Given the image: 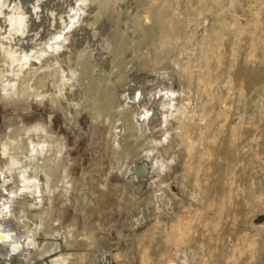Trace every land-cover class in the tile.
<instances>
[{"label": "rangeland", "instance_id": "374dc122", "mask_svg": "<svg viewBox=\"0 0 264 264\" xmlns=\"http://www.w3.org/2000/svg\"><path fill=\"white\" fill-rule=\"evenodd\" d=\"M3 1L0 0V3L2 4ZM31 1L5 0L3 6L0 4L2 6H0V24L3 23L2 25L5 26V23H8L11 11H22L20 13H24L23 16L29 14L27 16L28 19L34 17V20L36 19L35 21H37L39 17L37 15L34 16L33 13L38 10L42 18H47L46 21H49V25L52 22L57 23L60 19L56 18V20H53L52 17L57 16L55 15V11L63 8L61 5L64 1L67 3L66 5L64 4L67 8L63 10L65 11V17L72 14L71 16H76L75 19L77 21L83 19L81 22H85L84 18L86 20V17L88 18L87 14L91 11L88 1L85 2L86 4L88 2V6L85 4L86 7L84 6V10L81 11L77 7L79 0ZM148 1H153L159 5L156 8L155 19L152 18L147 22L144 19V15ZM70 2L72 4H69ZM140 2L139 0L104 1L102 6H107H104L103 9L106 7V13H109L106 16H110L108 20V17L104 20L103 27H100V24L94 26L98 28V34L95 30L94 32L88 33L86 37L81 38V34L74 33V36L72 34L71 37L72 42L70 43L69 41L68 47L63 48L62 51L64 53L61 52L63 53L61 56L64 57L67 51H71L73 52L71 54H74L71 60L63 64V66L65 65L66 74H68L69 66L77 64L72 67L75 66L74 68L79 77L82 65L85 63L88 64V72L91 75V79H85V82H89L88 85L91 90L88 88V91H85L87 92L85 95L83 94L81 96V93L75 89L77 87L74 86L67 95V99L70 102L63 97L64 100L62 99V101L64 104H58L57 106V104L51 101L40 100L39 98L32 99L30 97L22 99L5 97L2 95L3 91H1L0 142L5 141L7 135H25L26 127H33L40 123L46 128L51 138L56 139L58 143L63 145L62 153L60 154V157L63 158H59L62 160L59 162L58 166L60 167L59 169L57 167V174L54 180L57 189L54 195L51 196V202L48 199L47 193L43 197H39L37 193L34 195L24 193L19 196L18 194L22 193V182L19 181L21 178L18 181L16 180L17 172L15 173L14 181L7 184L6 189L2 188V179H0V210L2 209L3 201L9 199L11 194L17 196L14 201V217L19 218L22 216L21 219L26 224L25 227L22 223L16 221L15 223L19 227V230L22 233L26 231L37 233L36 241L38 242V249H49L45 257L34 255V253L30 258L16 256L14 260H11L12 264H52L51 260L58 256L59 251L71 256L69 264H143L141 258L142 249L149 250L153 256L152 258L157 259L158 246L160 245V236L162 234L161 225L157 222L156 213L159 207L154 195L160 191L157 187L156 189L155 186H150L147 182L141 183L140 180L134 179L133 173L126 170V167L133 162L135 157L144 152L149 153L151 150L149 153L151 155L149 158L151 166L156 161L164 164L160 170L161 177L167 183L170 195H172L174 200L176 199V210L180 209L178 206L179 199L184 198L185 204L189 205L191 193L194 195L197 194L194 179L185 170V162L190 160L188 156L190 147H188L183 138L176 132V121L169 118L167 119L168 121H165L164 114L162 118L160 117L162 121L158 120L159 122H156V127L154 126L155 129L151 131L152 133L150 135H148L149 132L142 134V132L140 133V131L133 128H126V130V123L133 124L136 122V119H133L134 114L131 113V108H127V118L122 121L118 128H111L109 127V120L105 117L104 111L98 108L99 102L103 98L102 92L100 91H103L106 87H110L112 90L109 112L111 115H115L122 111V96L127 92L131 82L133 83L135 81L134 83H137L140 80H144L149 82L148 85H163L162 92L156 98V102L163 99V103L166 100V103L170 107L174 103L176 106L183 104L188 107L190 115L192 116L190 120L191 128L189 129L192 133L194 132L193 134L197 138L201 132L206 130L205 126L209 122L206 117L208 119L210 117L215 118L218 122L227 117L228 119L230 118L229 121L232 122V125L247 126L246 123L249 120L252 122L253 119L257 118L263 109L264 79L257 81L253 86H248L237 76L235 77L232 69L246 64L248 66L254 65L264 73V0H189L190 4L188 1L183 0L177 8L179 15L172 8L170 0L167 2L168 4L166 2L164 3L163 0H140ZM54 4L56 7H54ZM188 5H190L189 8ZM69 7L70 10H73L70 11ZM1 10L6 15L3 16ZM24 10L27 11V14ZM107 10L113 11L110 13ZM135 14H137L136 17ZM7 15L9 16L7 17ZM180 18L183 21H179ZM137 19H140V21ZM142 22L147 25L155 24L156 31L154 34L159 37L161 35V37L159 38L153 34L149 36L144 35L146 38L143 37L142 32L137 31L139 30V24ZM182 22L184 24L182 26L185 28H182ZM64 29L66 32L72 30L69 27ZM39 32L45 33L42 29ZM80 32L82 33V31ZM154 36L156 38H153ZM74 37L75 40L73 41ZM22 38L24 39L17 40V43L21 42L18 43L20 45L15 44V40L11 43L15 47L18 46L17 48L21 47L23 49L31 45L26 42L27 40L28 42L32 41L34 43L39 41V37L35 36L33 38V35H24ZM105 43L110 48L109 53L103 48L106 46ZM71 46L75 47L72 48ZM69 47L71 50H69ZM25 49L28 50L29 48ZM253 55L255 57H252ZM73 56L75 57L73 58ZM216 57L222 62H218ZM2 58L0 54V64L3 63ZM249 59H252L251 61L253 62H248L249 64L244 62L249 61ZM69 62L73 63L69 64ZM32 64L37 65V61H33ZM185 67L191 71L189 72ZM188 73L192 74L191 79L188 78ZM213 73L217 74L214 75ZM77 75L74 76V83L77 80L79 81ZM221 75L224 76L222 77ZM231 77L234 78L229 81ZM218 79L220 81L222 80V82L220 83ZM232 80H234V83ZM112 88L115 89L113 90ZM169 89L173 90L170 97H173L175 94L173 97L174 101L166 97L168 95L165 92L167 90L169 91ZM77 97L78 99H76ZM238 99L239 103H237ZM66 101L70 104H67ZM171 108L173 109V107ZM98 112L99 114L101 112V114H97ZM248 117H250L249 120ZM196 123L197 125H195ZM164 126L165 128L168 126L170 129H168L169 133L164 132ZM201 129L204 130L202 131ZM112 132L115 134H111ZM129 152L131 154H128ZM194 168L195 164L191 166V170L193 171ZM4 172H6V175L12 174L11 170L6 168L4 159L0 155V173ZM159 177L160 175H156L155 179ZM256 180L258 181V179ZM248 186L251 189L254 187L252 182H249ZM249 193H244V195L242 193L243 197L240 195L238 199H245L244 197L246 199L249 198L254 203L253 209H258V203L254 202L255 200ZM185 194L187 195L185 196ZM258 213V215L264 218V212ZM250 217L249 215L245 223L240 222L237 224L236 222V224H233L232 215L229 216L230 220L227 218V222L225 221L221 226L219 225V229H223L222 242L227 253L230 254V259H232V252L228 250V245H231L232 242H229L230 239L228 237L230 236L229 238H231V235L238 234V241L245 249L244 255H241L242 259L239 264H254L253 262L247 263L246 259L248 258L250 260V255L246 250L255 251V256L258 258L255 264H264V219L258 223V225L262 224L261 226L254 227L250 222ZM161 218L164 221L166 220L163 217ZM212 218H210V221H215V217ZM166 221L170 224L171 218H168ZM232 230L236 231L234 232ZM239 235L242 237L240 238ZM224 238L227 241V245L225 244ZM55 246H59L60 250L55 249ZM247 247L251 248L249 249ZM197 258V263L195 264H203L201 263L202 257L197 256ZM209 259L211 260V258ZM0 260L2 261L1 258ZM1 261L0 264H4V261ZM149 262V264H157L151 261Z\"/></svg>", "mask_w": 264, "mask_h": 264}, {"label": "bare ground", "instance_id": "6f19581e", "mask_svg": "<svg viewBox=\"0 0 264 264\" xmlns=\"http://www.w3.org/2000/svg\"><path fill=\"white\" fill-rule=\"evenodd\" d=\"M86 1L89 2V5H90L89 8L91 11L87 14L88 18L85 16L86 17V20L84 18L85 22H81L83 19L81 21H80V19L77 21L75 19L76 16H71L72 14L65 17V15H64L65 11H63V10H64V8H67L65 6L67 4L66 1L62 2L63 4L60 2L62 4L61 6H63V8L60 7L61 9H59L58 11H55L56 9L54 10L56 12L55 15H57V16L52 17L53 20L54 19L56 20V18H59L60 21L59 22L57 21V23L52 22L51 25H49V21L48 22L46 21L47 18L45 19V18H42L40 16L39 10L33 13V15L34 16L37 15L39 17V19L37 21H35L36 19L34 20V17H33L32 18L33 21H32V19L30 17L29 18L31 20L28 19L27 16L29 14H27V11L24 10L26 12L27 16H23L24 13H20L22 11L15 12V11H11L9 9L11 12L9 14L10 17L8 19V23H5L6 24V25L4 24L5 26L2 25L3 24L2 22H1L2 24H0V54L3 57L2 58L3 63L0 64V95H1V91H3L2 95L5 97L22 98V99H27L30 97L32 99L39 98L40 100L51 101V102L57 104V106H58V104H64V102L62 101L63 97H65V100L69 101L67 99V95L71 92L70 90H72L71 88L72 87L74 88V86L77 87L75 89L81 93V96H83V94L85 95V93H87L85 91H88V88H89L88 83L89 82L86 83L85 79H91L90 78L91 75L88 72V66H87L88 64L84 62L85 64L82 65L81 71L79 72L80 73L79 77H78L76 70L74 68L75 66L72 67L73 65H77V64H72V66H69L68 74H66L65 68H64L65 65L63 66V64L66 61L71 60L72 55H74V54H71V53H73L71 51H67L68 53L66 52L67 54L65 53L66 55L64 54V57L61 56L64 53L62 51L63 48L68 47L69 41H70V43L72 42V40H71L72 34L74 36V33H78V35L81 34V38H84V37H86V35L88 33H91L92 31L94 32L95 30L96 31L98 30L97 27H94V26H96V24H98V25L100 24V27H103V24L105 23L104 20L106 19V17H108L107 20L109 19L110 15L106 16L109 14V13L108 14L106 13V7L104 8L105 10L103 9V7L107 6V5L102 6L103 5L102 3L104 1L108 2V0H79L78 3L76 1L77 5H78L77 7L79 8L80 11L84 10V6L86 4L85 3ZM168 1L169 0H163L164 3L165 2L167 3ZM170 1H171V3L170 2L169 3L171 4L172 8L179 15L177 8H178L179 3H181V1H183V0H170ZM186 1H188V3H189V0H186ZM3 2H2V4L0 3L2 6L4 5ZM35 2H37V1H35ZM38 2H39V0H38ZM88 2H87V4H88ZM139 2H140V0H139ZM200 2L203 3L202 1H200ZM8 3H10V2L8 1ZM18 3H21V2H18ZM7 4H6V6H7ZM15 4H16V2H15ZM69 4H72V3L70 2ZM147 4L148 5L145 9L144 19H145V21L147 20V22H148L152 18L155 17L156 11H157L156 8L158 7L159 4H157L153 1H151V2L148 1ZM21 5H23V4H21ZM25 5H26V3H25ZM56 5H58V4H56ZM184 5H185V3H184ZM46 6H47V4H46ZM189 6L190 5H188V8H189ZM1 7H0V9H1ZM17 7H16V10H17ZM31 7H29V8H31ZM54 7H56L55 4H54ZM70 7H69V10H70ZM94 7H95V9H94ZM24 8H26V7H24ZM31 10H32V8H31ZM72 10H70V11H72ZM87 10H89V9H87ZM192 10H194V9H192ZM112 11H108V12L111 13ZM141 11H142V8H141ZM30 12H33V11H30ZM2 13H3V16L6 15V13L4 14L3 11H2ZM44 13H46V12H44ZM82 13H83V11H82ZM51 14H53V13H51ZM78 14H79V12H78ZM184 14H185V11H184ZM9 15H7V17ZM44 15H46V14H44ZM136 15L137 14H135V17H136ZM158 15H160V14H158ZM166 16L169 17L168 15H166ZM175 16H177V15H175ZM31 17H32V15H31ZM140 17H137V18H140ZM183 17H185V16H183ZM81 18H83V17H81ZM162 18H164V17H162ZM144 19H143V21H144ZM154 19H153V21H154ZM181 19L182 18H180L179 21ZM5 20H7V19H5ZM50 20H51V18H50ZM137 20L140 21V19H137ZM181 21H183V20H181ZM155 23H157V21H155ZM77 24H79V25H77ZM182 24H183V22L181 23V26H182ZM159 26H160V24H159ZM183 26H184V24H183ZM183 26H182V28H185ZM68 27L71 28L72 30L70 29L71 30L70 32L64 31V30H66L64 28H68ZM167 27H169V26H167ZM189 27H190V25H189ZM138 28H139V30H137V31H141L142 33L141 32L140 33L143 34V37L149 36L151 34L155 35L154 34V32L156 31L155 24L147 25V24L142 22L139 24ZM163 28H165V27H163ZM40 29H42L43 32H45V33H40L39 32ZM159 29H160V27H159ZM191 29H192V27H191ZM80 31H82V33ZM166 33H167V29H166ZM97 34H98V31H97ZM168 34H167V36H168ZM24 35H26V36L33 35V38L35 36L36 37L38 36L39 41L37 43H34L32 41L28 42V40H27L26 42L31 44L29 47L28 46L25 47V48H29L28 50H26L25 48L22 49L21 47L17 48L18 47L17 45H20L18 43H21V42L17 43V40L20 41L19 39H21V40L24 39V38H22ZM155 36H158V35H155ZM155 36L153 38H156ZM75 37H74L73 41L75 40ZM160 37H161V35H160ZM234 39H235V37H234ZM14 40L16 41L15 44H17L16 45L17 47H15L11 43ZM228 41H229V38H228ZM141 42H143V41H141ZM144 42H145V40H144ZM223 43H225V42H223ZM23 44L25 45L24 42H23ZM29 44H27V45H29ZM77 44H79V43L77 42ZM162 44L164 45V43H162ZM72 45H73V43H72ZM235 46H236V44H235ZM239 46H240V44H239ZM74 47H72V48H74ZM188 47H190V46H188ZM76 48H77V46H76ZM103 48L105 51L107 50V52L109 53L110 48L107 46V44ZM167 48H169V47H167ZM118 49H119V47H118ZM189 49H191V48H189ZM69 50H71V48ZM165 51H167V50H165ZM233 51H232V53H233ZM61 52H63V53H61ZM111 52H112V50H111ZM205 52H206V50H205ZM252 54H254V53H252ZM238 55H239V52H238ZM222 56H223V54H222ZM246 56H247V54H246ZM74 57L75 56H73V58ZM252 57H255V55H253ZM216 58H217L218 62H222V61H219L218 57H216ZM232 58H234V57H232ZM238 59H240V58H238ZM244 59L247 60L245 57H244ZM251 60L249 59V61H244V62L245 63L247 62V64H249L248 62H250V63L253 62ZM33 61L34 62L37 61V65L32 64ZM74 61H76V60H74ZM0 62H1V60H0ZM70 63H73V62H69V64ZM231 63H234V62H231ZM259 66L261 67L260 64H259ZM186 68L187 67H185V69ZM210 68H211V66H210ZM216 68H218V67H216ZM77 70H78V68H77ZM209 70H211V69H209ZM219 70L221 71V69H219ZM190 71L191 70H189V72ZM184 73H185V71H184ZM232 73L235 75V77L237 76L239 79H241L243 82H245L248 86H253L257 81L264 79V73H262L254 65L253 66H248L246 64L240 65V66L232 69ZM197 74H199V73H197ZM216 74H214V75H216ZM76 75H77V78L79 79V81L77 80L78 83H77V81L74 83V76H76ZM180 75H182V74H180ZM191 75L192 74L188 73V75H187L188 78L191 79L192 78ZM221 76L223 77L224 75H221ZM208 78H209V76H208ZM208 78H206V79H208ZM232 78H234V77H231L230 80L229 79L228 80L231 81ZM202 79H204V78H202ZM202 79H201V81H202ZM90 81H92V80H90ZM197 81H199V80H197ZM206 81H205V83H206ZM209 81H210V79H209ZM233 81L234 80H232V82ZM134 82L130 83V85L128 86L127 92L125 94H123L122 104L118 102L122 106V111L119 113H116L115 115H111L109 112L110 98H111L110 96L112 95V90L110 89V87H108V88L106 87L105 89H103V87H101L103 89V91H100V92H102L103 98H102V101L99 102L98 108L101 109L102 111H104L105 117H107L109 120V122H108L109 127L115 128V129H116V127L118 128V126L122 123V121L127 118V113H126L127 108L128 109L131 108V113L134 114L133 119H136L135 120L136 122L133 124H127L126 123L125 129L126 128H133L137 131H140V133L142 132V134L149 132L148 135H150V133H152L151 131L155 129L154 126L156 125V122L158 120L162 121V120H160V117L162 118V116L164 114H165L164 115L165 121H168L167 120L168 118L175 120L176 124H177V127H176L177 131L176 132L178 133V135H180L183 138L184 142H186L188 147H190V151L188 154L190 160H187L185 162V168H186L185 170H187L186 173L189 174V176L193 177L194 186L197 188V194H195V195L193 193H191L189 190V192L191 193L190 199H189L190 200L189 205L185 204L184 198L179 199L180 202L179 203L177 202V203H178V206L180 209L176 210L175 209V207H177L175 205L176 199L174 200L172 195H170L169 190L167 188L168 185H167V183H165V181L161 177L162 175L160 173V170L162 169V165H164V164L159 163V161H156V163L154 165H152V166L150 165L151 161L149 158L151 155L149 153L151 150L150 151L148 150L149 153L148 152H144V153L141 152L143 154H140L139 156L135 157L133 162L130 163V165L126 167L127 171H131L133 173L134 179L140 180L141 183L147 182L150 186H153V187L155 186V188L157 187L158 190L160 191L159 193L154 195L156 198V202L158 203V207H159V208L157 207L159 210L156 214H157V222H158V224L161 225V234H162L160 236V243H159L160 245L158 246L159 250H158V254H157V259L152 258L153 256L149 250L142 249L141 258H142L143 264H149L150 263L149 261L157 263V264H195V263H197L196 262L197 256L202 257L201 263H203V264H239L241 259H242L241 255L242 254L244 255L245 249L243 248V246L240 245V242L238 241L239 240V238L237 236L238 234L236 235L234 233L235 234L234 236L231 235V238H229L230 236L228 237V239H230L229 242H232L231 245H228V248H229L228 250L232 252V256H233V258L230 259V254L227 253V250L225 249L224 243L222 242L223 241V229L221 230V229H219V227L221 226V224L223 222L226 221L227 218L229 219V216H231V215L233 218L232 219L233 224H236V222H237V224H239L240 222L245 223L248 216L250 215L251 216L250 222H251L252 226L258 227V226L262 225V224L258 225V223H260L262 221V219H264V218H262L260 215H258L259 214L258 212H264V106H263V109L261 110L260 115H258L257 118L253 119L252 122L249 120L250 117H248L249 121L247 120L248 122L247 123L245 122L247 124V126L246 125H240L239 126V125H234V124L232 125L231 124L232 122L229 121L230 118L228 119L227 117L222 119V120H219V122L216 121L215 118L210 117V119H208L206 117V119L209 121L207 123V125L205 126L206 130H204L205 128L202 124V126L204 128L203 129L204 132L200 131L201 132L200 136H198V138H197L196 135L193 134L194 132L192 133L189 129V128H191L190 127V120H191L192 116L190 115V111H189L188 107L184 106L183 104L176 106V104L173 102L174 104L171 106V107H173V109H172L169 106V104L166 103V100H164V103H163L162 98H161L162 99L161 101L159 100L158 102H156V98H158L159 94L162 92L163 85H160V84H157L160 86L148 85L149 82L144 81V80H140L137 83H134ZM221 82H222V80L220 81V83ZM196 83H198V82H196ZM217 83H218V81H217ZM226 85H227V83H226ZM76 90H74V91H76ZM235 90H237V89H235ZM238 90H240V89L238 88ZM229 91H230V89H229ZM165 93H167V95H168V96H166L167 98L169 97V98L173 99V97L175 96V94H174L173 97H170L171 94L173 93L172 89L171 90L169 89V91L167 90V92H165ZM115 94H116V92H115ZM184 94H185V92H184ZM210 94L212 95V93H210ZM75 95H76V93H75ZM113 96H114V93H113ZM113 96H112V98H113ZM214 96H215V94H214ZM239 96H240V94H239ZM175 98H177V97H175ZM244 98L246 99V97H244ZM73 99H74V96H73ZM73 99H72V101H73ZM76 99H78V97ZM217 99H218V97H217ZM67 101H66V103H67ZM173 101H174V99H173ZM69 102L67 104H70ZM160 102H162V103L160 104ZM232 102L234 103L233 100H232ZM237 103H239V99H238ZM227 108H229V107H227ZM97 111H98V109H97ZM101 112H100V114H101ZM97 114H99V112ZM254 115H255V113H254ZM233 121H235V120H233ZM132 122H130V123H132ZM195 125H197V123ZM168 126H166V128L164 126V128H165L164 132H166V133L170 130L168 128ZM115 129H113V130H115ZM135 130H132V131H135ZM113 133L114 132H112L111 134H113ZM0 146H1L0 155L4 159L5 166H6V168L10 169L12 172L11 175H6L5 174L6 172L0 173V179H2V188H5L7 184H9L11 181H14V176H15V173L17 172L16 180L18 181V179L21 178V180L19 179V181L22 182V187H21L22 193H19L18 194L19 196H21L24 193L32 194V195L37 193L39 195V197H43V195H45L47 193L48 199L51 202L52 201L51 196L54 195L55 190L57 189L55 187L54 180H55V177L57 174V167L59 169L60 166H58V165H59L60 160H62L59 158H63V157H60V154L62 153L63 145L58 143L56 139L51 138L48 135L46 128L42 124L39 123L33 127H29V128L26 127L25 128V135H22V134L7 135V139L5 141H1ZM128 154H131V153L129 152ZM61 163H62V161H61ZM193 164H195V168L192 171L191 166ZM156 175L157 176L160 175V177L155 179ZM256 179H258V181ZM191 182H192V180H191ZM249 182H252V184L254 185V187L252 189H251V187L248 186ZM257 184H258V186H257ZM188 185H190V184H188ZM189 188H190V186H189ZM58 189H59V186H58ZM186 189H187V187H186ZM183 190H184V188H183ZM242 193H243V195H244V193H247V194L249 193L250 195H252L251 197L255 200L254 202L258 203L259 208L254 210L253 209L254 203H252L249 198L246 199V197H244L245 199H241V200L238 199V197H240V195L242 196ZM183 195H184V193H183ZM186 195L187 194H185V196ZM16 198H17V196H13V194H11L9 199H6L5 201H3L2 209L0 210V258L2 259V261H4V264H12L11 260H14L16 258V256H22V257H29L30 258V257H32V254L34 253V255H39L40 257H45V255L49 252L48 248H44V249L42 248V250L38 249V242L36 241L37 240V233H32L29 231H26L27 233L26 232L22 233L19 230V227L15 223L16 221H18L19 223H22L23 226H25V227H26V224L24 223V220L21 219L22 216H20L19 218L14 217L13 210H14V201L16 200ZM22 207H23V205H22ZM22 209L24 210V208H22ZM161 217L165 218L166 220L168 218H171L170 224L167 223L166 220L164 221ZM212 217H215V221H210V218H212ZM232 231H234V230H232ZM224 235H225V233H224ZM241 237L242 236H240V238ZM224 240H225V244L227 245V243H226L227 241L225 238H224ZM247 248L250 249L251 247H247ZM55 249L60 250V247L55 246ZM246 251H248L249 255H250V260H248V258L246 259L247 263L253 262L255 264L257 262V259H258L255 256V251L254 250H246ZM58 253H59L58 256H56L55 258H53L51 260L52 264H69L70 263V257H71L70 255L62 253L61 251H59ZM206 256H208V257H206ZM209 258H211V260Z\"/></svg>", "mask_w": 264, "mask_h": 264}]
</instances>
